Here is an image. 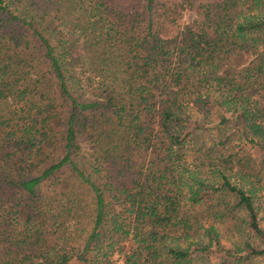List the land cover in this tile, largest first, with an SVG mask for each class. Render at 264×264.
<instances>
[{"label":"trees","instance_id":"16d2710c","mask_svg":"<svg viewBox=\"0 0 264 264\" xmlns=\"http://www.w3.org/2000/svg\"><path fill=\"white\" fill-rule=\"evenodd\" d=\"M263 196L264 0H0V264H264Z\"/></svg>","mask_w":264,"mask_h":264},{"label":"rangeland","instance_id":"374dc122","mask_svg":"<svg viewBox=\"0 0 264 264\" xmlns=\"http://www.w3.org/2000/svg\"><path fill=\"white\" fill-rule=\"evenodd\" d=\"M193 16V13L192 12H190V11H188V10H184L183 11V14H182V17H181V19L183 20V21H187V20H189L191 17ZM264 197V196H263ZM262 214V220H264V211H261V213H260V215ZM251 264H260V262H254V263H251Z\"/></svg>","mask_w":264,"mask_h":264}]
</instances>
